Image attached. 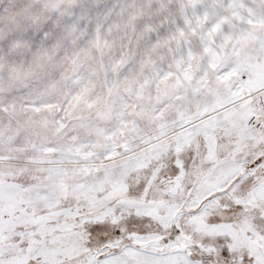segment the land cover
<instances>
[{"label":"snow or ice","instance_id":"obj_1","mask_svg":"<svg viewBox=\"0 0 264 264\" xmlns=\"http://www.w3.org/2000/svg\"><path fill=\"white\" fill-rule=\"evenodd\" d=\"M0 264H264V0H0Z\"/></svg>","mask_w":264,"mask_h":264},{"label":"rangeland","instance_id":"obj_2","mask_svg":"<svg viewBox=\"0 0 264 264\" xmlns=\"http://www.w3.org/2000/svg\"><path fill=\"white\" fill-rule=\"evenodd\" d=\"M3 2H4L5 5H8V0H3Z\"/></svg>","mask_w":264,"mask_h":264}]
</instances>
